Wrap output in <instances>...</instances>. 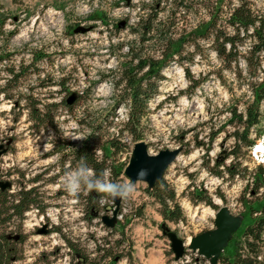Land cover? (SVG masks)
Masks as SVG:
<instances>
[{
    "label": "rangeland",
    "instance_id": "374dc122",
    "mask_svg": "<svg viewBox=\"0 0 264 264\" xmlns=\"http://www.w3.org/2000/svg\"><path fill=\"white\" fill-rule=\"evenodd\" d=\"M151 1L157 0H131L130 7H126L118 0H0V15L8 18L2 31H15L6 45L0 36V52L8 55L4 65L28 64L37 52L48 57L27 71L26 77L18 82L19 93L14 94L11 101L0 92V146L4 150L0 155V183L11 184L10 195L34 188L39 205L45 208L43 214L30 209L21 220H13L0 231L22 237V241H16L14 245V255L19 258L14 264H75L64 239L76 243L89 259L98 258L94 242L108 233L101 221L88 225L82 220L80 202L62 187V177L69 168L67 163L62 165L59 158L83 141L87 131L78 122L84 116L102 124L101 142L118 136L126 111L122 106L113 111L115 96L110 83L102 77L116 72L118 61L126 54V47L134 42L130 27L144 13L142 3ZM229 3L231 9L238 5L237 0H229ZM250 3L256 12L264 11V0H250ZM165 8L171 9L172 6L166 5ZM98 15L104 17L107 26L90 20V16ZM186 17L183 24L178 22L179 30L192 28L198 20L196 16ZM122 21L127 26L114 30L113 25ZM77 28L89 30L75 33ZM248 46L246 43L238 47L240 58L231 64L230 70L222 68L207 44L200 49L202 56L196 54L191 63L188 60L182 64L173 62L163 69L158 94L149 101L148 114L142 121L144 139L141 142L151 156L163 151L176 154L161 177L174 191L184 220L178 224L166 223L165 227L182 241L184 253L181 259L174 260L169 239L160 228L163 223L159 207L148 197L147 184L137 182L135 192L127 200L120 199L121 214L116 210L104 214L112 226L117 220L123 223L125 215L134 216V211H141V217L131 219L125 229L132 245V261L124 260L119 264H214L216 257L204 259L192 250L193 239L215 233V215L220 208H225L235 219L234 232L248 220L239 202L248 178H218L205 168L208 163L212 167L217 155H224L232 146V140L227 138L232 127L223 125L230 117L229 110L233 106L243 113L251 102L241 58ZM5 76L4 66L0 65V89L4 86ZM45 77L51 83L64 77L67 92L80 96L71 111L64 107L58 110L56 132L50 128L36 132L26 111L22 110L24 102L18 98L32 93L45 104L62 101L66 93L57 94L59 87L56 84L45 89L37 87L39 80ZM258 77L264 79V70L258 73ZM194 82L199 83L197 88H192ZM260 113L264 120V101ZM218 128L222 129L221 132L210 139ZM117 139L125 147L116 159L125 168L133 158L135 144L126 134ZM197 142L203 147L196 146ZM255 145L256 152L247 153L242 149L239 153V171L247 175L255 166L264 164V133ZM96 154L100 157V152ZM228 163L229 160L225 165ZM127 180L124 174L117 179L119 182ZM190 187L204 190L216 209L203 204L192 205ZM55 228L60 229V234ZM43 229L46 234L38 235L37 232ZM115 239L109 240L113 242ZM260 250L264 264V232Z\"/></svg>",
    "mask_w": 264,
    "mask_h": 264
},
{
    "label": "trees",
    "instance_id": "16d2710c",
    "mask_svg": "<svg viewBox=\"0 0 264 264\" xmlns=\"http://www.w3.org/2000/svg\"><path fill=\"white\" fill-rule=\"evenodd\" d=\"M118 1L130 7L131 0ZM237 2L238 5L232 9L229 6V0H157L148 4L142 3L141 9L144 13L130 27L134 36L133 44L126 47V54L122 55L123 60L118 61L116 72L102 77V80L110 83L115 96L113 111L119 106L124 107L126 111L121 128L117 131L118 136L101 142L102 124L95 122L93 118L87 120L88 117L84 116L78 122L79 126L87 131L83 141L66 155L62 154L59 159L62 165L67 163L69 171L83 159L97 175L102 173L105 180L117 181L123 175L124 164L118 163L116 157L125 147L117 138L126 134L134 144L143 141L142 121L148 114L149 101L158 94V83L163 80L161 75L163 69L173 62L182 64L184 60H188L187 62L191 63L196 54L202 56L200 49L207 44L222 64V68L230 70L231 64L236 63L240 58L238 47L249 43L248 51L241 58L245 64L247 75L245 80L251 92V102L245 106L243 113H239L233 106L229 110L230 117L223 125L232 127V131L227 136L232 140V146L224 155H217L212 167H209L208 163L205 168L218 178L223 176H227L230 180L236 177L248 178L239 199L248 220L232 233L214 264H263L260 248L264 232V164L255 166L247 175L239 171L241 164L238 158L240 150L245 149L247 153L250 152L264 133V120L260 113V105L264 101V79L258 77V73L264 70V11L256 12L250 0H237ZM161 4L163 7H160ZM166 5H171L172 8L166 9ZM179 14L182 15L177 17ZM189 15L198 17L196 24L192 28L184 27L179 30L178 22H182ZM7 20V17L0 15V36L4 38L5 45L15 35V31L7 33L2 31ZM90 20L107 26L102 15L90 16ZM120 23H123L122 28L118 27ZM126 26L127 23L122 21L114 24L113 28L121 30ZM47 58L44 53L37 52L32 55L28 64L21 62L17 66L6 67L4 64L8 60V55L0 52V65L4 66L6 74L4 86L0 89L4 98L11 101L14 94L19 93L17 92L18 82L26 77L27 71ZM35 74L39 75V72ZM185 74L190 79L187 70ZM66 83L64 77L57 83H51L45 77L39 80L37 85L38 88L45 89L56 84L59 87L57 94L66 93L59 103H42L34 98L32 93L18 96L19 101L24 102L22 110L26 111L28 121L36 132L47 128L54 130L58 110L64 107L66 111H71L72 105L80 98L75 95L74 101L67 104V99L73 93L67 92ZM198 85V82H194L192 88H197ZM262 123L263 126H261ZM221 130L218 128L212 133L210 139L213 140ZM195 145L203 147L200 142ZM56 152L61 151L56 150ZM97 152H100V157L97 156ZM227 160L229 163L225 165ZM190 188L192 191L189 192V200L192 205L203 204L216 209L204 190ZM8 190L9 188L0 189V231L13 220H21L30 209L43 214L45 208L39 205V197L34 188L19 191L14 195L8 194ZM146 193L159 207V215L163 223L161 225L183 222L184 215L175 193L162 177L147 188ZM101 195L85 189L75 197L82 206V220L88 225L93 222L97 224L102 222L104 214L112 210L121 214L120 207L108 203L101 204L99 201ZM134 213V216L122 217L123 223L120 220L112 226L102 223L108 234L100 241L94 242L98 258L89 259L76 243L64 239L71 259L75 261V264H119L124 260L131 263L132 245L126 237L125 229L131 219L141 217L140 210ZM54 230L59 234L61 232L58 228ZM113 237L116 239L111 242L109 239ZM16 241L21 242L22 237L0 232V264H14L19 261V258L14 255Z\"/></svg>",
    "mask_w": 264,
    "mask_h": 264
},
{
    "label": "water",
    "instance_id": "95a60500",
    "mask_svg": "<svg viewBox=\"0 0 264 264\" xmlns=\"http://www.w3.org/2000/svg\"><path fill=\"white\" fill-rule=\"evenodd\" d=\"M118 27L122 28L123 23H120ZM89 28H77L74 32L84 33L87 32ZM75 99V95H71L67 99V104H71ZM4 152L2 146H0V155ZM132 159L128 163L124 170V175L128 180H136V174L139 170L144 169L147 171V176L145 177V184L150 188L158 179L161 178L163 171L172 163L175 159L176 154L174 152L163 151L155 156H151L147 153L145 144L143 142H138L134 145L132 150ZM11 187L10 183H0V189H8ZM120 199L115 202V206H118ZM102 223L105 225H110L111 221L103 217ZM215 233L210 236H200L193 239L191 243L192 250H195L198 255L204 259H211L213 257H218L222 249L225 247L226 241L230 239L231 234L236 229L235 219L228 213L225 208H220L217 210L215 215ZM161 229L167 236L170 242L171 250L174 254V260L178 261L183 257L184 245L177 236L170 232L165 225H161ZM38 235H45L46 231L43 229L37 232Z\"/></svg>",
    "mask_w": 264,
    "mask_h": 264
},
{
    "label": "clouds",
    "instance_id": "9594fccd",
    "mask_svg": "<svg viewBox=\"0 0 264 264\" xmlns=\"http://www.w3.org/2000/svg\"><path fill=\"white\" fill-rule=\"evenodd\" d=\"M147 171L141 169L136 174V180L119 182L115 180H105L103 174L97 175L88 164L82 159L71 171L62 177V187L72 197L87 189L89 192L102 194L99 197L101 204H115L118 199L127 200L136 190L137 182H145Z\"/></svg>",
    "mask_w": 264,
    "mask_h": 264
},
{
    "label": "built area",
    "instance_id": "2783aa9c",
    "mask_svg": "<svg viewBox=\"0 0 264 264\" xmlns=\"http://www.w3.org/2000/svg\"><path fill=\"white\" fill-rule=\"evenodd\" d=\"M262 148H264V147H262ZM263 162V161H262Z\"/></svg>",
    "mask_w": 264,
    "mask_h": 264
},
{
    "label": "bare ground",
    "instance_id": "6f19581e",
    "mask_svg": "<svg viewBox=\"0 0 264 264\" xmlns=\"http://www.w3.org/2000/svg\"><path fill=\"white\" fill-rule=\"evenodd\" d=\"M258 149H259V147H258Z\"/></svg>",
    "mask_w": 264,
    "mask_h": 264
}]
</instances>
